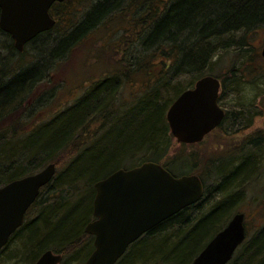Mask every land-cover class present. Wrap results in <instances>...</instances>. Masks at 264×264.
<instances>
[{"label": "trees", "instance_id": "obj_1", "mask_svg": "<svg viewBox=\"0 0 264 264\" xmlns=\"http://www.w3.org/2000/svg\"><path fill=\"white\" fill-rule=\"evenodd\" d=\"M124 1L103 0L94 5L81 23L74 24L73 27L68 26L64 30L65 33H62L61 39L57 41L50 53L51 59L63 57L56 54L68 47V50L75 47L100 21L116 9L118 11ZM69 2V0H64V2L56 3L52 7L51 14L57 19V24L52 31L57 30L60 22L65 20L64 16L70 13L68 8L71 3ZM131 5H129V17L133 13ZM161 9L159 7L153 11L151 9L145 10L144 23L148 19L152 27L145 35L140 51L131 52L128 56H124L121 61L123 65L120 62L121 64L114 69L111 76L101 81L76 105L26 134V138L31 136L32 142H34L33 135L35 132L46 130L43 134L47 145L40 149L37 156L31 155V149H27L25 143L17 151L13 149L7 151V147L14 140H18L16 137L19 134H22L21 117L17 115L29 88L36 80L41 81L42 74L39 73L38 77L34 78L35 74L31 69L23 74H18L10 81L4 80L3 74H0V176H6L0 178V187L37 173L35 170L42 168L45 163L50 162L49 164H51L52 162L57 168L59 159H66L68 163L66 171L59 175L56 173L52 182L42 188L39 198L29 210L27 217L35 207H41L36 219L25 229V234L21 239L22 244L17 249L19 255L23 253L24 256L32 255L33 257L37 253L52 250L57 254L66 256L72 253L77 254L79 251H89L88 249L92 248V245H85L81 237L84 234V224L93 218L94 184L113 174L116 169L118 170L119 162L130 156V153H123L129 147L135 148L132 157L141 154L140 151L143 149H151L150 161L162 164L174 176L195 174L194 172L202 163V161L197 160L195 154L168 157L169 145L162 152L155 145H160L165 137L173 138L166 118L167 110L181 93L187 88L193 87L198 80L205 76L220 79L222 96L232 91L230 84L241 85L243 77L246 75L254 80L248 79V84L255 83L259 78L264 80V70H254V68L241 75L234 74L231 79L223 74L216 75L213 69L215 62H212L214 56L217 55L214 47L221 46L225 39L233 37L239 30L249 31L252 27H256L258 22L264 20V0H176L166 9ZM42 35L32 42L35 43L36 40L38 42V38ZM0 36L7 39L3 44L11 54L20 53L16 50L11 36L3 32L1 28ZM38 43L44 45L42 51L51 47L44 42L39 41ZM259 56L260 59H264L262 55ZM14 69L17 70L18 67ZM0 70L3 72L2 66ZM134 76H147L146 83L140 86L142 89H140L135 105L127 112L121 108L119 109L120 113H117L116 105H112V111L107 110V105L117 96L121 84ZM188 77L191 79V86H183L180 80ZM166 94L172 96L165 99ZM222 96H220V102ZM127 113L137 117V129L134 132L130 131L128 137L119 135L121 139L126 138L124 147L122 145L116 149L118 140L117 142L112 140L105 141L101 147L102 150L92 151L95 144L90 148L82 149L84 142H76V139L80 140L78 135L81 134V129L85 128L83 124L87 119L95 117V119H99L101 122L105 121V123L109 119L115 124ZM118 114L121 116L116 118ZM227 120L226 114L219 128L223 127ZM11 131L12 138L8 139L7 134ZM261 139L254 135L247 141L250 145L256 144L258 146ZM26 150L30 152L28 153ZM244 164L242 163L232 175L221 176L223 183L220 188L222 200L208 214L195 215L193 219H190V215L188 216L189 211L199 209L202 200L154 228L145 236L148 243L144 244L146 248H143L144 246L142 248L149 253L150 251L167 253L163 258L165 264H192L194 258L207 243L229 223L231 211L238 199L234 196L231 197V188L242 179V173L241 175L238 174L242 172ZM178 167L182 169L186 167L189 170H178ZM90 175L95 177L82 182L78 179L70 182L93 185L92 194L82 198L83 200L81 199L78 207L69 210L63 219L59 220L61 210L56 209L54 214L49 212L42 221L45 227L39 229L38 224L41 223L38 222L39 217H43L45 210L54 205H41L39 203L41 196L51 190L49 188L53 184L58 186L55 190L61 189L67 181L66 176ZM167 227H173L171 231L176 229L179 231L172 232L167 237H157ZM207 228L210 230L206 234L204 231ZM197 247L199 249L192 254ZM20 251L22 252L20 253ZM228 264H264V226L257 229L253 236L239 247L234 258Z\"/></svg>", "mask_w": 264, "mask_h": 264}, {"label": "rangeland", "instance_id": "obj_2", "mask_svg": "<svg viewBox=\"0 0 264 264\" xmlns=\"http://www.w3.org/2000/svg\"><path fill=\"white\" fill-rule=\"evenodd\" d=\"M69 1L71 4H69L68 11L70 13L64 16L65 20L60 22L57 30L45 33L38 38L40 42L50 45V49L42 51L44 45L39 44V41L36 40L35 43H30L23 53L11 54L3 44L7 39L0 36V69L1 66L3 69V72L0 70V74H3L4 80L10 81L21 71L27 72L31 68L35 74L34 78H37L39 73L43 77L40 79L41 81L34 85L32 92L22 102V107L17 115L21 117L22 134H19L16 137L18 140H14L7 147V151L12 149L17 151L25 143L27 149H31V155L37 156L40 149L47 145L43 134L46 130L35 132L33 135L34 142H32L33 138L31 136L26 138V134L37 129L40 124L50 122L56 115L76 105L81 98L93 91L101 81L111 76L114 69L122 63L124 56H128L131 52L140 51L145 35L152 27L148 19L144 23L145 10L151 9L153 11L159 9V7L164 10L176 0H125L118 11L116 9L100 21L75 47L70 50H68V47L56 54L63 57L51 59L50 53L56 46L57 41L61 39L62 33H65L64 30L68 26L73 27L74 24L81 23L91 8L103 0ZM129 5L133 9L130 17L128 15ZM263 46L264 20L258 22L256 27H252L249 31L239 30L233 37L225 39L221 46L214 47L217 53L212 61L215 62L213 64L215 74H223L231 79L234 74L241 75L253 68L254 70H264V59H260L259 56ZM16 67H18L17 70L14 69ZM248 79L252 80L249 75H246L243 77L241 85L234 86L230 84L232 91L223 96L221 95L222 101L220 104L226 111L228 120L223 127L213 131L204 141L198 144L185 145L178 143L172 135V139L165 137L163 142L160 145H155V147L162 152L169 145L168 157L195 154L197 160L202 161L194 173L201 176L206 192L199 209L189 211L188 216L190 215V219L195 218V215L208 214L222 200L220 188L223 183L221 176L232 175L242 163H245L242 172L238 174L241 175L242 173V179L237 181L231 188V197L234 196L238 199L228 221L232 219L234 214H245L247 239H250L257 229L264 226V80L259 78L255 83L248 84ZM146 81L147 76H134L129 81H124L117 96L107 105V110L112 111V105H116L118 108L116 109L117 113H120L119 109L121 108L126 112L130 110L135 105L140 89H142L140 86ZM180 81L183 86H191L189 77L182 78ZM171 96V94H166L165 99ZM120 116L118 114L116 118ZM136 129L137 117L129 113L115 124L109 119L105 123V121L101 122V120L91 117L87 119L85 128L81 129V134L78 135L80 140L76 139V142H84L82 143V149L90 148L95 144L92 151H99L102 150L101 147L105 141L115 140L117 142L118 140L116 149H119V147L122 145L124 147L126 144V138L121 139L119 135L128 137L130 136L129 132H134ZM127 131L128 134H126ZM254 135L262 138L258 146L256 144L250 145L247 141ZM7 137L8 139L12 138V131L7 134ZM73 142L75 143V141ZM134 149L129 147L123 151V153H130V156L119 162L118 169H131L150 161L151 149H143L140 151L141 154L132 157ZM26 151L30 152L29 150ZM49 163H45L42 168L36 169L35 172H40ZM58 163L57 175L66 171L68 166L66 159H59ZM219 167L221 168L219 169ZM185 169L189 170L186 167L183 169L178 167V170ZM4 177L6 176H0V178ZM92 177L95 176H66L67 181L59 190H55L58 186L53 184L49 188L51 190L44 193L40 198L39 203L41 205H54L45 210L43 217H39L38 222L41 223L38 224V228L45 227L42 221L49 212L54 214L56 209L61 210L59 220L63 219L69 210L78 207L82 198L90 196L93 192V185L72 183L70 181L78 179L82 182ZM40 208V206H37L32 210L27 217L24 228L17 233L5 252L0 255V264H35L44 252L37 253L33 257L32 255L24 256L21 253L22 251H20L22 255L17 253V249L22 244L21 239L25 234L26 227L36 219ZM172 228L167 227L157 237H167L172 232L179 231L178 229L171 231ZM209 230L207 228L203 231L207 234ZM90 239L91 237L84 232L81 237L82 242L85 245H90L92 243ZM144 239L140 240L119 264H165L163 258L167 253H160V251L146 252L143 248H146L144 244L148 243V240ZM198 249L199 247L192 254ZM90 252L91 249L89 248V251L86 250V252L79 251L77 254H68L64 256L63 264H86Z\"/></svg>", "mask_w": 264, "mask_h": 264}, {"label": "water", "instance_id": "obj_3", "mask_svg": "<svg viewBox=\"0 0 264 264\" xmlns=\"http://www.w3.org/2000/svg\"><path fill=\"white\" fill-rule=\"evenodd\" d=\"M64 0H0V28L16 50L53 29L51 7ZM264 57V47L262 50ZM221 82L213 76L198 80L172 103L167 112L171 133L178 143L197 144L224 120L219 105ZM54 163L40 172L0 187V251L24 223L28 209L56 175ZM95 221L86 232L95 236V250L86 264H116L128 246L162 222L197 204L205 195L198 175L173 176L162 165L145 162L119 169L95 183ZM244 214L235 215L199 253L192 264H228L246 240ZM62 256L46 251L35 264H61Z\"/></svg>", "mask_w": 264, "mask_h": 264}, {"label": "flooded vegetation", "instance_id": "obj_4", "mask_svg": "<svg viewBox=\"0 0 264 264\" xmlns=\"http://www.w3.org/2000/svg\"><path fill=\"white\" fill-rule=\"evenodd\" d=\"M143 1H145V0H143ZM28 214V213H27ZM26 220H27V216H26ZM26 220H25V222H26ZM95 220V217L93 216V219L91 220V221H89L86 225H85V228H84V232L86 233V226L90 223V222H92V221H94ZM21 229H19L18 231H16L11 237H10V239H9V242H8V244L2 249V251L0 252V255L1 254H3L4 252H5V250L7 249V247L9 246V244L12 242V240L13 239H15V236L17 235V233L20 231ZM152 231V230H151ZM151 231H149V232H151ZM149 232H147V233H145L143 236H141L137 241H135L134 243H132L131 245H129L128 246V248H127V250H126V252H125V254L117 261V263L116 264H119L120 262H121V260H124L126 257H127V254L129 253V251L132 249V248H134V246H136L137 245V243L140 241V240H142V239H144L145 238V236L149 233ZM87 234V233H86ZM89 237H91V241H92V243H91V245H92V248H90L91 249V252H90V254H89V257L92 255V253L94 252V250H95V245H94V243H95V236H93V235H90V234H87ZM145 240V239H144ZM89 250V249H88ZM44 253V252H43ZM42 255V254H41ZM89 257H88V259H89ZM40 258V257H39ZM38 258V259H39ZM37 259V260H38ZM87 259V260H88ZM63 261H64V256H62V261H61V264H63ZM37 262V261H36ZM35 262V263H36ZM87 262V261H86Z\"/></svg>", "mask_w": 264, "mask_h": 264}, {"label": "bare ground", "instance_id": "obj_5", "mask_svg": "<svg viewBox=\"0 0 264 264\" xmlns=\"http://www.w3.org/2000/svg\"><path fill=\"white\" fill-rule=\"evenodd\" d=\"M32 69V68H31ZM23 70V69H22ZM32 71V70H31ZM24 72H26V71H21L19 74H23ZM43 77H41V79H42ZM39 82V80H36L35 82H34V84L29 88V91H28V93H27V95H26V97L32 92V89H33V87H34V85L36 84V83H38ZM87 124V120L84 122V124H83V126L84 125H86ZM43 254V253H42Z\"/></svg>", "mask_w": 264, "mask_h": 264}]
</instances>
